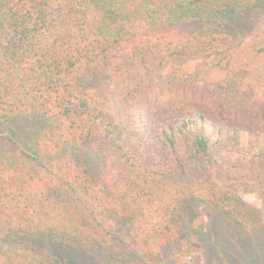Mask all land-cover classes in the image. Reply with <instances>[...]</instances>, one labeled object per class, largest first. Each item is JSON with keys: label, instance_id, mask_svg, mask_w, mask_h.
Segmentation results:
<instances>
[{"label": "trees", "instance_id": "trees-1", "mask_svg": "<svg viewBox=\"0 0 264 264\" xmlns=\"http://www.w3.org/2000/svg\"><path fill=\"white\" fill-rule=\"evenodd\" d=\"M228 12L264 0H0V264H161L195 202L264 194V41Z\"/></svg>", "mask_w": 264, "mask_h": 264}, {"label": "rangeland", "instance_id": "rangeland-1", "mask_svg": "<svg viewBox=\"0 0 264 264\" xmlns=\"http://www.w3.org/2000/svg\"><path fill=\"white\" fill-rule=\"evenodd\" d=\"M224 23L238 40L248 44L264 41V13L244 17L228 12ZM232 194L231 203L224 208L229 214L195 202L187 224L162 248L161 264H264V194L241 189ZM39 242L52 250L58 264H102L92 255L55 248L47 239Z\"/></svg>", "mask_w": 264, "mask_h": 264}]
</instances>
